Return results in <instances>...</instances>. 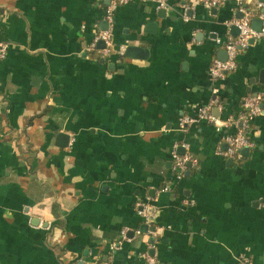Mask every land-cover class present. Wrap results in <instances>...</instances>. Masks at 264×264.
Returning a JSON list of instances; mask_svg holds the SVG:
<instances>
[{
  "label": "crops",
  "instance_id": "obj_1",
  "mask_svg": "<svg viewBox=\"0 0 264 264\" xmlns=\"http://www.w3.org/2000/svg\"><path fill=\"white\" fill-rule=\"evenodd\" d=\"M108 6L0 0L9 46L0 59V264H264V37L215 82L210 68L238 34L236 0L211 9L133 0L116 11L114 50L103 56L104 43L90 47ZM129 46L146 58L118 53ZM251 95L263 113L250 123L252 148L235 159L219 154L234 128L180 129L214 102L216 118L238 116ZM184 144L198 164L176 181L173 150ZM140 202L150 204L149 225Z\"/></svg>",
  "mask_w": 264,
  "mask_h": 264
},
{
  "label": "built area",
  "instance_id": "obj_2",
  "mask_svg": "<svg viewBox=\"0 0 264 264\" xmlns=\"http://www.w3.org/2000/svg\"><path fill=\"white\" fill-rule=\"evenodd\" d=\"M109 6L105 11V21L108 24V29L97 32L93 43L91 44L90 50H97L99 43H104L105 47L100 51L103 56H110L114 50L113 41V30L115 26V15L118 8L129 4L133 0H108ZM160 9H168L169 0H156ZM255 1L256 7L248 6L249 3ZM239 11L243 14V18L235 21V26L239 29V35L237 37H231L230 40L225 44V51L227 52V60L222 61L220 59L215 60L210 68V77L213 81L219 82L224 81L229 74L233 73L237 69V58L241 51L248 48L249 43L252 39L264 37V27L261 32L256 31L253 26L254 14L257 13L256 9L263 7L262 3L257 0H236ZM198 3L207 8H217L222 0H198ZM185 20L188 21L186 15ZM264 22V15L261 16ZM8 44L0 43V59H5L8 53ZM125 47H120L119 54L125 55ZM262 97L260 95H251L244 99L242 105V112L238 116H230L226 120H221L213 116L212 110L214 106L222 108L220 103L214 102L211 105L203 107L199 110L196 117H185L180 120V129L184 131L191 124L207 121L214 124L218 129L222 127H231L236 130L232 135L226 138L227 149L220 151V155L227 159H235L240 155L242 150L246 148H252L253 144L249 139L250 123L253 119L263 113L261 106ZM183 148L185 154H180L178 149ZM187 145H175L173 150V167L172 172L176 181H181L189 168V164L197 165L198 162L187 153ZM165 191L169 190V187L164 188ZM138 215L143 219L145 224H151L153 218L150 213L151 207L149 202H140L137 205ZM137 234L142 232L138 230ZM128 229L122 231V238L128 239ZM148 264H157L156 260L152 257H148ZM238 264H252L247 258L241 257L238 260Z\"/></svg>",
  "mask_w": 264,
  "mask_h": 264
},
{
  "label": "water",
  "instance_id": "obj_3",
  "mask_svg": "<svg viewBox=\"0 0 264 264\" xmlns=\"http://www.w3.org/2000/svg\"><path fill=\"white\" fill-rule=\"evenodd\" d=\"M242 18H243V14L241 13L238 19L240 20ZM260 24H262V21H260ZM253 26H254V23H253ZM103 28L108 29V25L104 24ZM261 30H262V27H259V29H257L258 32H261ZM237 31H238L237 32L238 33L237 36H238L239 35V29L238 28H237ZM144 53H148L146 51V49H142V48H139L136 46H129L126 49L125 56L129 59H145L146 56ZM219 59L222 61H226L227 60V52L226 51L220 52L219 53ZM262 75L264 76V71L262 72ZM262 83H264V80L262 81ZM214 112H216V110ZM58 139L62 141L61 147H63V148L67 147V145L70 142V137L66 134H63V133L58 136ZM247 151H249V149H244L242 152H247ZM178 152L182 155L185 154V151L183 149H180ZM229 163L234 164V161L230 160ZM145 229H146V227H145Z\"/></svg>",
  "mask_w": 264,
  "mask_h": 264
}]
</instances>
